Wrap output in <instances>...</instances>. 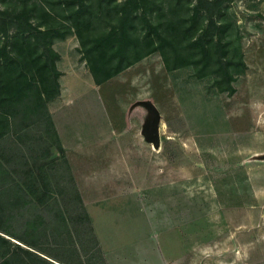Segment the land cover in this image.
<instances>
[{"label":"rangeland","instance_id":"374dc122","mask_svg":"<svg viewBox=\"0 0 264 264\" xmlns=\"http://www.w3.org/2000/svg\"><path fill=\"white\" fill-rule=\"evenodd\" d=\"M33 2L44 5L58 23L40 11L29 12L30 23L50 22L66 34L53 41L65 89L46 102L58 130L41 121L0 139V162L11 170L14 187L6 192L9 183L0 178V203L21 195V186L42 209L36 219L33 205L7 216L0 208V230L8 228L35 244L33 252L12 248L16 264H49L39 260V248L63 264H102L89 212L100 226L125 227L124 240L133 242L132 249L144 246L149 264L176 259V246L190 238L209 243L211 256L238 257L232 264H264V58L255 66L246 50L257 33L246 0H224L213 14L215 28L208 11L196 15V0L148 1L146 19L155 26L169 23L180 65L168 68L155 50L96 87L70 27L72 9L81 0H0V10L9 11L0 14V48L10 50L11 19ZM84 2L99 9L97 0ZM113 5L105 0L94 30L116 23L107 19L114 15ZM134 28L146 32L144 16ZM71 84L78 94L73 101L77 94H67ZM116 193L127 195L129 225L122 217L116 223L113 217L103 220L112 201L101 199ZM26 219L32 224L24 226ZM163 225L175 228L153 233L154 226ZM143 231L145 241L136 244ZM156 237H169L175 252L163 249V240L154 250ZM232 241L241 247L233 248ZM139 249L131 251L135 260L143 256ZM0 251L7 252L3 241Z\"/></svg>","mask_w":264,"mask_h":264},{"label":"trees","instance_id":"16d2710c","mask_svg":"<svg viewBox=\"0 0 264 264\" xmlns=\"http://www.w3.org/2000/svg\"><path fill=\"white\" fill-rule=\"evenodd\" d=\"M84 1L81 0V3L72 9L70 18L72 24L70 27L78 36L83 59L98 85L106 82L155 50L161 51L168 68L172 69L180 65L177 63L179 46L166 28L169 23L156 22L155 26L151 19H146L145 7L148 1L152 2L153 0H125L123 3H118L117 0H107L114 3V15L111 16L112 14H110L107 19L110 21V19L115 18L116 23H107L99 30H94L93 24L100 18L103 19L101 16L105 13L102 8L105 0H97L99 9H93L92 3L87 4ZM223 2L224 0H196L195 13L198 15L201 13L200 11H208L211 20L210 28L211 25L215 28L217 26L214 23L213 14L215 11L218 13L221 11ZM37 11L48 16L54 23H58V21H55L56 16L50 15L44 5L40 2H33L31 8L16 12L17 14L11 19L14 30L11 36L12 40L9 43L10 50H7L8 45L0 48V59L1 57L5 58L3 62L0 60V139L12 130L21 132L41 121L49 123L55 131L46 102L58 96L60 92V73L57 69L59 54L53 49V41L56 38H64L66 34L60 32L56 25L50 22L42 21L37 25L30 23L28 21L29 12ZM8 13L9 11L0 10V14L3 16ZM139 16L141 18L144 16L147 23L148 30L146 29L144 33L135 32L134 30L136 29L134 28L135 21ZM66 19H69V17H66ZM24 25H27V27ZM185 27V24L181 23V28L185 29ZM191 27L189 26L188 29ZM226 27L228 25L219 28L224 31ZM171 48L174 54L170 57L169 50ZM170 60H173L176 64L172 65ZM34 71L39 73L40 76L36 77ZM232 89L235 90L233 87ZM49 152L48 149L47 154ZM0 178L9 183L8 187L5 183L6 192L14 190L9 181V178H12L11 170L3 162H0ZM19 190L21 195L17 198L6 197L2 199L0 208H2L3 214L7 216L14 208L22 209L24 212L29 205H33L39 213L35 218L40 217L42 209L40 210V207L30 198L24 188L20 186ZM26 213H23L24 218ZM26 224L31 225L32 223L27 221L23 225L27 226ZM7 229L2 230L22 243L30 246L35 245ZM0 239L1 242L3 241L6 244L7 248V252L2 253L0 251V264H16L13 260L14 251H12V248L18 246V248L25 251H31L19 244L12 243L6 238L0 237ZM95 239L99 259L102 264H106L98 240L96 237ZM38 250L63 264V260L58 259L56 256L40 248ZM39 260L56 264L43 256ZM20 264L30 263H26L24 260Z\"/></svg>","mask_w":264,"mask_h":264},{"label":"crops","instance_id":"0c3cea01","mask_svg":"<svg viewBox=\"0 0 264 264\" xmlns=\"http://www.w3.org/2000/svg\"><path fill=\"white\" fill-rule=\"evenodd\" d=\"M245 9L249 11L250 20L252 22H254L255 26L257 27V33L254 34L249 48H246V50H249L251 52V54L255 57L254 65L256 66L257 62H260L259 59L264 58L263 57L264 56V0H246V8ZM246 50H244L245 53H246ZM89 72H90V70H89ZM258 72H259V70L257 71V74H258ZM90 75L92 77V84H93L91 87H96L98 84L94 81V78H93L91 72H90ZM60 79H61V76L59 78L60 92H59L56 99H58L60 97V95H62V93L64 92V89H65V86H63V83ZM71 86H72L71 87L72 90H69V92L67 94L68 95L77 94V92L74 91L75 90V88H73L74 86L72 84H71ZM89 90H90V86H89ZM77 96H78V94L76 96H73L72 101ZM76 102H78V101H76ZM50 117L52 119V122L55 123V120H54V117H53L51 111H50ZM54 126L58 130L57 124L56 125L54 124ZM101 201H109V202L112 201V203L109 204L110 205L109 208H112V209L108 210L106 212L108 215H106L103 219L105 222H106L107 217L109 220L112 219L111 217H113L112 220H114V223L117 222L119 217H122L124 220L127 221L128 225L130 224L129 219H128V215L126 212V209L129 207V206L127 207V204H126L127 195L122 194V193H116V194H112V196L108 197V198H106L104 196L101 199ZM89 217L92 219V222L94 223V227H95L96 235L98 237L100 248H101L108 264H149L150 258L148 256L144 255L145 254L144 246H136L135 245V247L132 249L133 245L131 246L130 243L132 244L133 242L130 239H129L130 242H127L124 240V237H126L124 235H125V233L128 232V230L125 227L118 228V224H116V225H110L108 228H106V226H100V223H97V222H100V220L99 219L95 220V217H94L92 212H89ZM125 225H126V223H125ZM133 227H135V226H133ZM174 228L175 227H173V229ZM173 229H172V227H169V226H164L163 228H160L158 226L157 227L154 226L153 233L155 234V232L158 233L162 230H165V233L168 234V233L172 232ZM134 230L135 229H132V231H134ZM144 233L145 232L143 231L139 235L135 236L136 244H139L140 242L145 241V238H144L145 234ZM0 237L6 238L9 241H11L12 243L19 244L20 246L33 251L32 246L20 242L19 240L15 239L14 237H12L11 235H9L8 233H6L3 230H0ZM176 237H174V238H176ZM150 238H152V237L149 236L148 239H150ZM177 238H180V236H178ZM169 240H170L169 237H168V239L165 237H162L161 238L162 242H161L159 237H156V243H154V241H152L151 245L153 246L154 250H156V249L158 250L159 247L161 246V245L160 246H158V245L161 242L163 245V249L166 246L167 247L166 251L175 252L174 247L171 248L169 246V244H167L169 242ZM158 241H160V242H158ZM0 242H1V239H0ZM149 242H150V240L148 241V243ZM237 243L238 242L232 241L230 244L232 245L233 248L234 247L237 248L238 246H240L239 243L238 244ZM156 245H157V247H156ZM184 246H189L188 248L191 250L189 252H184L183 251ZM184 246H182V247L176 246L177 253H173V255H176V259L169 260V259L164 258L163 263L164 264H232V263H235L238 261V257H236V256L231 257V258L227 257L228 259H226L224 257V252L221 254L217 253L216 256L209 255V252H208L209 251L208 250L209 243H207V245H206L201 240H200V243H198V242H196L190 238V240H187L185 242ZM130 249H132V250H130ZM136 249H139L142 252L143 256L138 257V259L135 260L133 258L134 255H132L131 251H134ZM195 249H196L195 256H193ZM218 249H219V247H218ZM39 254L42 255L43 257H45L46 259H49L50 261L56 263V264H61L58 261H55L51 258H48L45 254H41V253H39ZM156 264H162V263L159 262V260H156Z\"/></svg>","mask_w":264,"mask_h":264}]
</instances>
